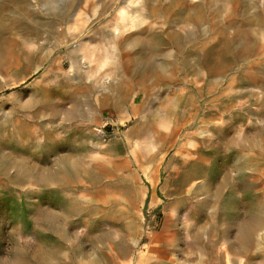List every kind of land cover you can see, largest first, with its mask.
I'll return each mask as SVG.
<instances>
[{
	"label": "rangeland",
	"instance_id": "374dc122",
	"mask_svg": "<svg viewBox=\"0 0 264 264\" xmlns=\"http://www.w3.org/2000/svg\"><path fill=\"white\" fill-rule=\"evenodd\" d=\"M120 3L0 0V264H264V0L179 40Z\"/></svg>",
	"mask_w": 264,
	"mask_h": 264
},
{
	"label": "bare ground",
	"instance_id": "6f19581e",
	"mask_svg": "<svg viewBox=\"0 0 264 264\" xmlns=\"http://www.w3.org/2000/svg\"><path fill=\"white\" fill-rule=\"evenodd\" d=\"M46 1L48 2L51 0H46ZM112 1L114 2L116 0H112ZM119 1L122 3V5L119 6V8L117 10L118 13L115 12V14H117V19L119 21H125V20L129 19L130 16H134L132 14L141 15L142 17H148V16L149 17H156V16H158V17L163 18L168 24V26L166 28L167 30H165V34L167 35V37L170 40H179L180 30H183L185 32V38L186 39L191 37V35H192V21L201 20L205 16L213 17V16L218 15L224 6L225 0H199L193 4H192V0H119ZM203 3H206V5L208 6V12L204 13V11L203 12L201 11ZM225 4L227 5L226 2H225ZM242 7H244L243 4H242ZM228 8L229 7H227V9ZM72 14H74V13H72ZM204 14H205V16H204ZM130 18H133V17H130ZM249 19H250V21L260 20V18L256 15L250 16ZM118 20H117V22H118ZM117 25H119V24H117ZM121 28L123 29L124 26L123 27L122 26L121 27L115 26V28L112 29L113 31H111V32H109L110 31L109 29L103 28L101 30V33L103 35H109L110 34V35H113V37H115L116 36L115 33L120 34L123 32V30ZM158 32L159 31L153 30L152 28H144L143 30H138L134 33L136 35H138L137 39H140V35L142 33H147L148 36L154 38V37H158ZM236 39H237L236 43H238V44L243 43L242 45H246V43H245L246 41H244L243 39L241 40L240 37H236ZM140 45H141V49H143V48L148 46V43L141 42ZM245 48H246L245 50L248 49L246 46H245ZM225 50L227 52V49L225 47H220V48L215 50L214 56H216L217 59L214 58V60H215L216 64H212L213 66H211V68H213L215 66L217 69H221V68H223V66L228 64L224 58ZM140 54H141V51H140ZM143 58H144V56L140 55L139 57H135V61H138L141 64H146L145 61L142 60ZM79 61H80L79 58H73L72 64L79 62ZM130 61H132V59ZM161 64L163 65L164 63L161 62ZM161 66H158V68L161 69L160 68ZM62 67H63V62L60 65V68H62ZM57 68L59 69V67H57ZM51 73L52 72H51L50 68H48L44 71V75H49ZM246 74L251 76L252 78L255 75L253 72H246ZM15 83H16V80L14 81V84ZM5 84H7V83H5ZM8 85H6V86H8ZM116 85L118 88V94L122 95L123 91H122L121 87H122L123 83L120 82V83H117ZM168 104H169L168 106H165L166 110H164V111L170 113L169 109L171 108V106L177 104L176 98H173ZM169 113H167V114H169ZM164 114H165V112H163L162 115H164ZM175 127H178V126H175ZM252 207H253L252 212L247 216V218L243 219L241 216L237 217L238 218L237 219V225L239 227L238 229H239V235H240L239 237L244 238V239L245 238L247 239L249 237L252 228H254L256 226L257 222L260 221L259 216L261 215V211H260L261 204L253 203V204H251L250 208H252ZM59 246H60V244H59ZM61 246H62V244H61Z\"/></svg>",
	"mask_w": 264,
	"mask_h": 264
}]
</instances>
